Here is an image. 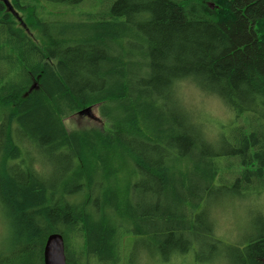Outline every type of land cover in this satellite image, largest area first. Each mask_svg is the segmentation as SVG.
Segmentation results:
<instances>
[{"label": "trees", "instance_id": "16d2710c", "mask_svg": "<svg viewBox=\"0 0 264 264\" xmlns=\"http://www.w3.org/2000/svg\"><path fill=\"white\" fill-rule=\"evenodd\" d=\"M46 1L98 5L74 31L10 0L28 14L18 21L0 0V204L12 223L0 264H43L53 233L66 264H119L127 234L163 256L216 242L204 208L217 182L264 190V0ZM189 74L236 115L225 150L157 102ZM95 106L102 130L66 129ZM242 251V264H264V230Z\"/></svg>", "mask_w": 264, "mask_h": 264}, {"label": "clouds", "instance_id": "9594fccd", "mask_svg": "<svg viewBox=\"0 0 264 264\" xmlns=\"http://www.w3.org/2000/svg\"><path fill=\"white\" fill-rule=\"evenodd\" d=\"M160 105L169 103L170 107L183 113L187 124L194 128L200 135L203 143L214 145L219 137L218 131H212L208 126L218 127L219 123H226L231 117V112L224 98L211 87L204 84L196 74L183 77H172L169 85L163 90V95L157 97ZM34 170L39 175L40 166L35 165ZM257 215L264 216V193H253L248 199L241 200L234 194L231 197L222 196L220 200L211 205L208 222L213 226L217 239L227 236L235 237L242 230L249 229ZM2 237H10L8 229H0ZM191 253L182 254L178 249L169 252L167 259L156 251L150 253L147 248L137 250L136 264H194L189 260ZM206 264H230L227 252L221 250Z\"/></svg>", "mask_w": 264, "mask_h": 264}, {"label": "rangeland", "instance_id": "374dc122", "mask_svg": "<svg viewBox=\"0 0 264 264\" xmlns=\"http://www.w3.org/2000/svg\"><path fill=\"white\" fill-rule=\"evenodd\" d=\"M10 1V0H8ZM29 6L33 8V12L35 15V20H40L41 22L45 24H59V22H67L72 25L74 28V31L76 30V25L79 24L82 21L88 20L84 15L81 14H92L96 11V7L98 3L92 4L89 1H86L82 5L78 7H70L67 5L62 4H56L51 3L46 0H28ZM16 13V16L13 15L14 18H16L18 21H22L20 17L21 14L24 16V19L29 21L28 14L27 13ZM20 16V17H19ZM49 31V29H48ZM51 31H54V28L51 29ZM34 34L38 37L37 32H34ZM44 38V36L42 35ZM91 111L94 115V118H89L85 115H79L78 112L75 115L69 116L64 119L65 127L68 131L73 130H89V129H100L102 130L105 127V123L103 119L100 118V115L98 113V107H92ZM231 112V111H230ZM235 114L231 112V117L228 119L226 123H219L218 127H213L211 125H208L212 131H219V133L228 134L229 132L235 127L236 122ZM230 121L232 123H230ZM221 138L218 137V139L215 141V144L218 149L225 150L226 147L221 144ZM42 171L46 175H55L56 171L52 164H46L42 167ZM221 186L220 182H217L215 190V193L207 204L205 205V215L208 217L209 215V209L212 204L218 202L222 196L231 197L234 193H230L227 190H219L218 188ZM258 191H261V188H257ZM252 187H249L244 190L245 193L253 192ZM261 193H264V190L261 191ZM236 197H239L241 200L248 199L250 195H236ZM5 208L0 204V229H8L9 231L12 228L11 219L8 214L5 212ZM264 230V216L257 215L256 219L253 221L252 226L247 230H242L240 233H238L235 237L227 236L224 238L217 239L214 236L215 241H202V243H199L195 248L196 251L190 252L191 256L189 257V260L193 261L194 264H206V262L212 258L215 254L220 252L221 250L227 252L228 259L230 260V264H242L240 262L241 257L243 256L242 248L245 246L250 240L257 237L260 232ZM0 237H2V233H0ZM12 240V235L10 233V237L7 240L0 239V247H5L9 244V240ZM212 245H214V248H212ZM141 247L147 248L150 253H155L158 250H155L154 244L152 243L151 239L145 237V236H134L132 234H127L122 240L121 244V258L119 264H136V258H137V250ZM159 252V251H158ZM161 253V252H160ZM168 256H164L165 259H167ZM185 264H189V261L186 260Z\"/></svg>", "mask_w": 264, "mask_h": 264}, {"label": "water", "instance_id": "95a60500", "mask_svg": "<svg viewBox=\"0 0 264 264\" xmlns=\"http://www.w3.org/2000/svg\"><path fill=\"white\" fill-rule=\"evenodd\" d=\"M1 2L12 15L16 16L8 0H1ZM78 114L94 118L91 108L80 110ZM43 264H66L64 241L61 234L53 233L47 237L43 248Z\"/></svg>", "mask_w": 264, "mask_h": 264}]
</instances>
